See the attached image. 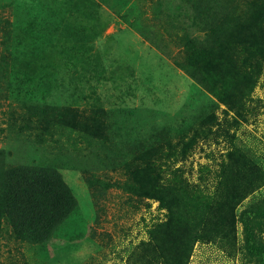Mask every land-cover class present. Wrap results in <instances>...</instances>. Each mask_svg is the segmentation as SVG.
I'll use <instances>...</instances> for the list:
<instances>
[{
    "label": "rangeland",
    "instance_id": "374dc122",
    "mask_svg": "<svg viewBox=\"0 0 264 264\" xmlns=\"http://www.w3.org/2000/svg\"><path fill=\"white\" fill-rule=\"evenodd\" d=\"M32 1L28 14L14 9L15 0H0L10 22L9 43L0 42L8 67L0 75V147L28 113L49 106V131L32 140L37 150L42 138L50 141L47 159L75 204L47 247L10 243L12 255L4 251L2 264H139L137 252L166 216L154 191L170 178L187 194L213 193L223 165L239 170L237 206L213 209L227 236L220 244L195 242L187 264H264V218L257 213L264 206V28L244 48L252 58L244 71L260 60L261 73L237 108L240 89L213 87L219 73L241 60L225 44L200 62L199 81L141 35L128 11L131 0ZM136 2L146 5L143 16L151 20L156 0ZM258 4L264 10V0ZM33 148L25 155L38 156ZM160 154L163 169L153 173L149 165L150 175L148 161ZM126 178L136 194L113 186Z\"/></svg>",
    "mask_w": 264,
    "mask_h": 264
},
{
    "label": "trees",
    "instance_id": "16d2710c",
    "mask_svg": "<svg viewBox=\"0 0 264 264\" xmlns=\"http://www.w3.org/2000/svg\"><path fill=\"white\" fill-rule=\"evenodd\" d=\"M7 1L14 5V0ZM136 1H130L128 11L134 14L141 35L161 53L170 56L177 67L195 80L202 81L204 73L203 69H199L200 62L213 52L211 50L225 44L226 51L236 54L241 59L237 62L239 64L228 66L225 72L219 73L213 87L221 83L228 89H240L242 93L237 91V108L245 106L261 73L260 60H256L248 71L243 69L246 67L243 65L252 59L245 54L244 48L252 46L260 29L264 28V10H261L258 0H156L151 20L143 16L146 5ZM15 4L17 11L18 8L22 12L30 11L28 14L34 11L30 9L35 4L32 0H15ZM9 24V19L1 16L0 11V28L4 31L0 42L3 45L9 43ZM238 49H242L241 52ZM173 50L174 53L170 55ZM262 52L264 56V45ZM19 69H24V65ZM7 70V65L0 58V75L6 77ZM37 109V114L31 112L22 119L13 133L6 136L8 144L0 147V243L4 241L0 255L4 251L12 255L10 243L18 248L27 245L32 248L41 244L47 247L48 240L53 238L52 233L69 218L75 204L70 188L47 159L48 139L38 137L37 140L42 138L40 145L37 144L38 156H33V150L25 155V151L32 146L36 153L38 151L32 135L43 136L49 131V123L52 124L51 108ZM246 110L251 112L250 108ZM186 121L184 119L182 123ZM189 147L182 146L183 153ZM161 159V154L158 157L153 155L148 161V172L151 168L153 173L160 171ZM203 167L199 166L198 177H202ZM225 167L223 165L215 177L213 193L199 196L196 193L187 194L183 184L177 185L170 178L162 182L165 183L163 187L154 191L152 197L166 210V216L150 229V240L143 242L137 252L136 261L139 264H187L195 242L204 239L219 244L223 242L227 236L225 226L214 219L213 209L217 211L230 206L233 210L237 206V186H233V181L239 176L234 177V167ZM235 172L239 173V170ZM113 186L136 194L137 185L129 178L123 185ZM225 198L228 203L221 208L218 203ZM257 213L264 218V206ZM245 243L252 242L246 238Z\"/></svg>",
    "mask_w": 264,
    "mask_h": 264
}]
</instances>
